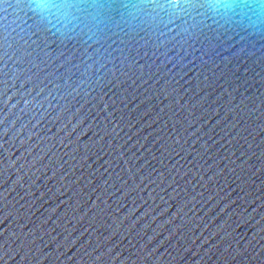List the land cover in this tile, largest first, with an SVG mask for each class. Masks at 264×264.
I'll return each instance as SVG.
<instances>
[{"label": "water", "instance_id": "obj_1", "mask_svg": "<svg viewBox=\"0 0 264 264\" xmlns=\"http://www.w3.org/2000/svg\"><path fill=\"white\" fill-rule=\"evenodd\" d=\"M0 264H264V0H0Z\"/></svg>", "mask_w": 264, "mask_h": 264}]
</instances>
